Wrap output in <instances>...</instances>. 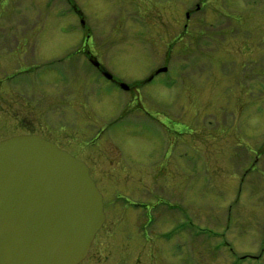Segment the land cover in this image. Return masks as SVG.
Masks as SVG:
<instances>
[{"label": "rangeland", "instance_id": "1", "mask_svg": "<svg viewBox=\"0 0 264 264\" xmlns=\"http://www.w3.org/2000/svg\"><path fill=\"white\" fill-rule=\"evenodd\" d=\"M202 1L204 22L198 0H0V141L89 166L106 219L83 264H264V0ZM88 50L126 85L169 74L124 94Z\"/></svg>", "mask_w": 264, "mask_h": 264}, {"label": "water", "instance_id": "2", "mask_svg": "<svg viewBox=\"0 0 264 264\" xmlns=\"http://www.w3.org/2000/svg\"><path fill=\"white\" fill-rule=\"evenodd\" d=\"M104 222L82 161L34 135L0 142V264H80Z\"/></svg>", "mask_w": 264, "mask_h": 264}, {"label": "flooded vegetation", "instance_id": "3", "mask_svg": "<svg viewBox=\"0 0 264 264\" xmlns=\"http://www.w3.org/2000/svg\"><path fill=\"white\" fill-rule=\"evenodd\" d=\"M198 1H201V3L195 5L194 9L186 11V13H185L186 20L189 21L192 17L201 16L202 19H203V22H204V18H203L202 15H204V14L206 15L208 11L205 10L206 6L204 5L205 4L204 1H202V0H198ZM180 37L184 41V40H186V38L188 36H185L182 33V35H180ZM88 38L91 39V36L90 37L88 36ZM197 39L199 40V42H202V39H203L202 35L199 34V37ZM175 42L173 43V46H174ZM187 42L190 43L189 40ZM186 46L189 47L190 45L186 44ZM188 50H189V48H188ZM187 54L188 53L184 54V57H185L184 61H186L188 59V55ZM189 54L192 55L193 53H189ZM168 60H170V58ZM87 61H88V65L94 71L95 77H96V79L98 81L105 82L106 84L108 83L112 87H114L117 91H120V92L122 91L124 94H129V95H132V94H134V95L136 94L137 95L138 94L139 95L140 88L143 89V88L148 87V85L152 84V82L157 78V75L155 74V71H152L149 74V76H147V78H145L144 80L140 81L138 84H135V85L134 84H132V85L131 84H128V85L125 84L128 87V89L127 90H121V85L123 84V82L120 83V81H118V79H116V77H114L113 75H110L107 72V69L104 67V65H102V63L96 57H94V55L91 53V50L87 51ZM164 64H166V63H164ZM185 70H188V67H186ZM105 75L106 76L107 75L111 76V79H109L107 81L106 78H105ZM139 103H141V98L140 97L135 102V108L136 109H139L141 107V104H140V106H138ZM146 115L148 116L147 113H146ZM97 143H99V141H89L87 143V145L88 146L91 145V147H95L94 145L97 144ZM55 144L58 145V143H55ZM71 155L74 156L73 154H71ZM74 157H76V156H74Z\"/></svg>", "mask_w": 264, "mask_h": 264}, {"label": "bare ground", "instance_id": "4", "mask_svg": "<svg viewBox=\"0 0 264 264\" xmlns=\"http://www.w3.org/2000/svg\"><path fill=\"white\" fill-rule=\"evenodd\" d=\"M88 257H89V253H88V256L86 257V259L84 261H87L88 260ZM81 264H83V262Z\"/></svg>", "mask_w": 264, "mask_h": 264}]
</instances>
